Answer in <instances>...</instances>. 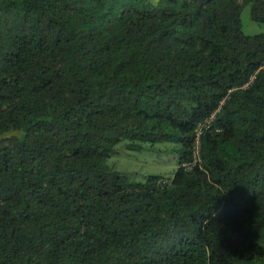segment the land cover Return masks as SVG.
Masks as SVG:
<instances>
[{
	"label": "trees",
	"instance_id": "16d2710c",
	"mask_svg": "<svg viewBox=\"0 0 264 264\" xmlns=\"http://www.w3.org/2000/svg\"><path fill=\"white\" fill-rule=\"evenodd\" d=\"M246 7L264 26V0H0V264H264ZM124 142L179 168L132 181Z\"/></svg>",
	"mask_w": 264,
	"mask_h": 264
},
{
	"label": "rangeland",
	"instance_id": "374dc122",
	"mask_svg": "<svg viewBox=\"0 0 264 264\" xmlns=\"http://www.w3.org/2000/svg\"><path fill=\"white\" fill-rule=\"evenodd\" d=\"M242 25L243 32L249 36L264 32L263 25L252 21L249 7L243 10ZM178 150L179 146L176 144L162 143L147 144L142 150L132 151L127 149L124 142L117 146V154L108 162L113 169L127 174L135 182L145 183L152 176L166 181L172 179L179 168Z\"/></svg>",
	"mask_w": 264,
	"mask_h": 264
},
{
	"label": "built area",
	"instance_id": "2783aa9c",
	"mask_svg": "<svg viewBox=\"0 0 264 264\" xmlns=\"http://www.w3.org/2000/svg\"><path fill=\"white\" fill-rule=\"evenodd\" d=\"M200 130H201V127L198 129V136L200 135ZM195 156H196V158H197V151H196V153H195Z\"/></svg>",
	"mask_w": 264,
	"mask_h": 264
}]
</instances>
